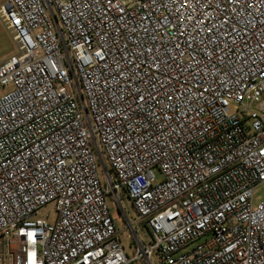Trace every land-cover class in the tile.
Segmentation results:
<instances>
[{
    "label": "built area",
    "instance_id": "obj_1",
    "mask_svg": "<svg viewBox=\"0 0 264 264\" xmlns=\"http://www.w3.org/2000/svg\"><path fill=\"white\" fill-rule=\"evenodd\" d=\"M0 24V264H264V0H4Z\"/></svg>",
    "mask_w": 264,
    "mask_h": 264
},
{
    "label": "rangeland",
    "instance_id": "obj_2",
    "mask_svg": "<svg viewBox=\"0 0 264 264\" xmlns=\"http://www.w3.org/2000/svg\"><path fill=\"white\" fill-rule=\"evenodd\" d=\"M4 4V0H0V6ZM17 52L15 45L13 44L11 38L6 33L2 25L0 24V63L5 61L10 56L14 55ZM5 91H0V95ZM154 173L158 180L161 179V174L154 169ZM99 174L101 182H104V171L101 167L99 169ZM264 199V184L257 187L254 191V203H258L259 200ZM111 210L118 213L119 220L117 221V226L119 228V238L124 246V248L129 252L132 247V244L135 242L134 232L129 228L127 220L130 222L134 219V211L130 203L127 201L125 193L120 194V203H117L115 199L110 198L108 200ZM56 211L54 203H49L39 209L36 212L35 219L45 220L48 223H53L56 219ZM116 215V214H115ZM134 231L138 234V237L143 239V236L146 235L145 229L142 223H138L134 226ZM7 239L5 237H0V254L6 253L7 250ZM158 260H153V264H158ZM141 264V263H135Z\"/></svg>",
    "mask_w": 264,
    "mask_h": 264
}]
</instances>
